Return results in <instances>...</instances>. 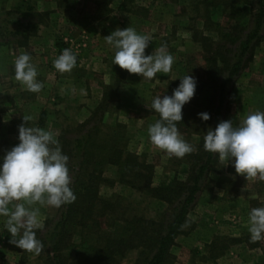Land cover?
<instances>
[{"label":"rangeland","instance_id":"374dc122","mask_svg":"<svg viewBox=\"0 0 264 264\" xmlns=\"http://www.w3.org/2000/svg\"><path fill=\"white\" fill-rule=\"evenodd\" d=\"M96 2L98 0H0V156L19 143L18 126L23 123L24 115H31L34 119L28 126L53 131L59 146L61 138L79 136L93 124L100 136L106 130L115 131L122 136L127 150L153 164L154 186L172 179L185 180L191 155L207 127L198 119L178 124L180 134L195 150L183 158L169 157L148 137V126L159 119L150 105L157 95H172L180 83L179 77H195L203 64L200 46L191 37V27L216 40L219 36L206 31L201 22L194 25L190 9H182L189 1L112 0L106 15L100 14L103 9ZM35 12L47 14L45 23L39 24L29 35V30L23 31L19 22L23 27L29 21L35 22L36 17H31ZM243 20L246 22L247 18ZM18 26L17 35L11 36ZM127 27L150 37L152 41L145 54L166 45L167 52L174 58L169 74L158 73L149 81L112 64L114 52L104 37L117 28ZM222 28H227L226 19ZM63 49L76 54L77 63L71 72L59 73L53 67V60ZM23 52L30 54L32 63L37 66V79L43 83L39 93L25 90L15 79L13 61ZM117 77L120 82L117 94L111 96L104 112L100 110L94 115L105 89ZM228 100L230 109L222 114L220 122L233 120L235 126L246 114L264 111V40L249 66L230 88ZM191 103L192 100L183 107L188 109ZM104 176L117 180L113 166L105 169ZM100 194L120 202L125 207V216L138 215L160 222L171 208L118 182L102 185ZM261 206H264V181L246 180L244 175L235 172L232 162H221L217 155L212 171L201 182V191L183 233L175 239L165 264H262L264 240L250 243L247 227L250 209ZM60 210L41 207L43 229L39 230L40 235L57 220ZM5 220L0 217V264H47L45 255H34L10 243ZM71 241L78 243L79 239L74 236ZM63 254L67 264H74L73 251ZM137 255V250H131L119 264H135Z\"/></svg>","mask_w":264,"mask_h":264},{"label":"trees","instance_id":"16d2710c","mask_svg":"<svg viewBox=\"0 0 264 264\" xmlns=\"http://www.w3.org/2000/svg\"><path fill=\"white\" fill-rule=\"evenodd\" d=\"M111 1L96 2L103 9L101 15L110 12L108 6ZM174 1H189L182 9H190L194 25L201 22L206 31L216 32L220 37L216 40L198 29H190L192 40L199 44L202 51L203 64L195 74L197 86L191 106L182 108L181 122L185 124L187 119H198L208 131L210 127H216L224 112L229 111V90L249 66L264 40V0ZM46 15L35 12L31 17L37 20L27 22L24 27L19 22L20 28L29 30V35H32L39 24L45 23ZM244 18H247L246 22ZM224 19L227 28H222ZM18 29L19 26L10 35H17ZM59 46L62 48V44ZM119 84L117 77L105 89L94 115L106 110L111 96L117 94ZM201 112L209 113L210 119L201 120L197 115ZM99 134V129L93 124L79 136L61 138L60 148L69 157L70 187L76 200L60 207L57 220L49 225L45 234L40 235L37 230V238L44 245L39 256L45 255L47 264H67L63 252L73 251L76 255L74 264H119L127 252L137 250L135 264H165L175 239L183 233L188 215L201 191V182L212 171L217 155L204 150L205 134L191 155L185 180L172 179L154 186L153 164L127 150L122 144V136L115 131L106 130L103 135ZM109 166L115 168L117 180L104 176ZM115 182L169 204V214L161 217L160 222L138 215L125 216V207L120 202L100 194L102 185H113ZM74 236L78 237V243L71 241Z\"/></svg>","mask_w":264,"mask_h":264},{"label":"clouds","instance_id":"9594fccd","mask_svg":"<svg viewBox=\"0 0 264 264\" xmlns=\"http://www.w3.org/2000/svg\"><path fill=\"white\" fill-rule=\"evenodd\" d=\"M104 39L114 52L112 64L130 74L151 81L158 73L169 74L172 70L174 58L166 45L145 54L152 40L132 27L117 28ZM76 63V54L63 49L53 60V67L59 73L71 72ZM13 65L15 79L25 90H42L30 54L21 53ZM179 78L172 95L153 98L150 109L159 114V119L148 126L147 132L150 142L169 157L183 158L195 149L182 137L177 124L183 119V106L194 97L197 81L191 75ZM197 115L203 121L210 119L207 112ZM33 119L31 115L23 116L18 126L19 143L0 156V217L6 218L4 228L11 235L10 243L39 255L44 248L37 238V230L43 229L41 207L60 208L75 202L76 195L70 187L69 157L62 152L53 131L28 126ZM203 140L204 150L218 155L221 162H232L237 174L246 180L264 181V111L246 114L235 126L233 120L221 121L208 129ZM247 227L250 243L264 240V206L250 209Z\"/></svg>","mask_w":264,"mask_h":264}]
</instances>
